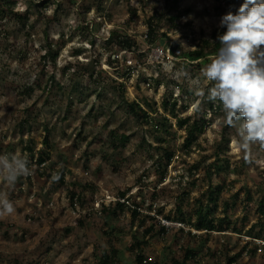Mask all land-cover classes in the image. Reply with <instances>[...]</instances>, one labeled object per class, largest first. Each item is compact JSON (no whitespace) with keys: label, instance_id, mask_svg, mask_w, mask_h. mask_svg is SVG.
<instances>
[{"label":"rangeland","instance_id":"obj_1","mask_svg":"<svg viewBox=\"0 0 264 264\" xmlns=\"http://www.w3.org/2000/svg\"><path fill=\"white\" fill-rule=\"evenodd\" d=\"M8 1L14 3V11L22 19L0 13V148L5 151L12 145L14 154L26 156L23 147L33 146L37 152L45 149L47 140L45 152L56 163L55 169L65 167L67 175L66 186L55 192L34 165H30L33 175L18 180L14 188L0 184L16 207L15 214L0 217V264H98L94 246L107 250L111 244L119 251V264H135L128 246L134 235L141 240L149 225L131 226L127 211L119 219L109 220L93 214L101 210L102 203L109 204L122 193L127 196L120 202L130 197V204L132 200L141 203L143 213L156 218L160 226L163 221L170 225L167 234L157 235L156 227L154 237L145 240L148 244L143 253L152 262L171 264L173 259H182L186 248H192L199 264H213L214 258L226 263L246 247L250 252L242 254L236 264H264V246L261 253L251 254L258 240L247 234L257 225L256 232L261 231L264 237L256 212L262 197L257 184L264 183V151L254 146L259 153L257 162L247 165L235 148L236 129L223 122L222 105L207 99L211 85H205V95L197 97L190 79L199 77L200 72L193 76L186 70L190 79L176 75L185 69L183 55L194 51L202 39H213V33L221 35L220 18L229 11L235 14L245 0L227 10L222 9L225 0H178L179 29L169 30L162 23L155 45L147 37L148 23L156 13H166V0H103L100 10L92 4L86 8L84 0H0V4ZM113 32L135 39L137 51L118 52L107 42ZM164 33L167 38L161 37ZM173 43L180 46L176 62L158 61L153 56L157 47L165 50ZM50 51L57 54L54 61ZM110 55L117 70L107 65ZM212 57L199 62L205 66ZM92 61L97 62L94 71L102 70L104 75L91 76V69L77 66ZM116 83L124 86L122 91ZM177 97L186 107L176 110L180 117L204 116L207 124L189 156L181 148L186 135L175 127L176 120L165 114L173 123L175 137L165 133L153 136L127 113L122 102L147 101L149 105L143 108L149 114L152 109L163 113V99ZM197 103L198 113L194 108ZM111 133L128 140L114 141V148ZM160 137L176 151L164 183H159L151 160L156 154L148 148L158 146ZM217 153L229 166L221 176H211L212 184L225 185L216 216H227L231 226L239 227L248 205V226L240 239L231 230L213 232L207 241L189 239V226L173 220L174 198L187 189L190 195L184 200L190 208L205 204L197 199L206 190L205 170L216 161ZM196 164L199 171L191 178L189 170ZM192 181L197 182L196 187H191ZM69 189L83 196L84 207L79 213L70 207ZM227 201L226 215L222 204ZM158 210L171 220L157 215ZM192 233L201 234L193 229ZM206 249L221 254L206 255Z\"/></svg>","mask_w":264,"mask_h":264},{"label":"trees","instance_id":"obj_2","mask_svg":"<svg viewBox=\"0 0 264 264\" xmlns=\"http://www.w3.org/2000/svg\"><path fill=\"white\" fill-rule=\"evenodd\" d=\"M239 1L241 0H225L223 10L232 9ZM90 2V3H89ZM103 0H84V4L88 3L86 5V8L90 6V4L95 5L97 10H100L102 7ZM178 0H166V13L158 14L157 13L152 16L148 23V35L149 43L151 45H155V38L157 33L160 31V25L167 26L169 30H175L177 31L180 27L179 21L182 18L181 13L177 7ZM0 13L5 14L6 16H14L18 19H22V16L19 15L14 11V3L12 1H8L5 3L0 4ZM158 24V27L155 26ZM161 25V26H162ZM226 31L224 28L222 31V34ZM221 34V35H222ZM162 38H167V34L164 33L161 35ZM213 39H202L200 41V44L196 46V49L192 52H189L183 55L182 65L189 73H191L193 76H195L197 73L200 72V70L204 67L199 61L204 60L207 61L208 57L214 56L219 47V40L217 39V35L213 33L212 36ZM108 44L113 45L117 48L118 52H124V53H131L137 51V43L135 39L128 38L125 35H118L115 32L111 33ZM160 46V45H159ZM172 50L179 49L180 46L177 43H173ZM52 52L48 53V55H51ZM57 54H52V60H55ZM107 65L109 67H112L114 69L117 68L116 61L112 58V55H110L107 58ZM190 62H197L196 64L190 63ZM95 65H97L96 61H92L90 63H82L78 64V67H85L87 69L92 70V75L94 74L96 76L104 75L105 73L102 70L94 71ZM117 70V69H116ZM115 70V71H116ZM119 77H124V75H118ZM112 80V79H110ZM118 87H120L119 91H122V88L124 87L121 83H116ZM122 87V88H121ZM125 105V108L127 110V113L135 119L137 122L141 123V125L145 126L149 131L150 134L153 136H157V134H169L173 137L176 136V132L172 129L173 123L171 119L176 120L175 127L179 130L185 133V138L181 144V148L183 150V153L185 156L191 155L194 151L193 148L197 144L198 136L202 134L207 126L204 116H201L198 118V116H190V117H180L178 115V111H176L179 106L180 108L185 109L186 107L181 104L180 99L173 98L171 101H168L167 99H163L161 105L163 109V113H159L157 109H152L151 113L149 114L143 106H148L149 104L147 101L144 103H139L135 101H123ZM168 114L169 117H167L165 114ZM111 140L113 141V145L116 142H122L126 143L128 138L124 135L118 136L116 133H111ZM165 140L163 137L159 138V144L158 146L152 148L150 145H148V148L150 150H153L156 154V157H151V160L153 164L156 167V172L160 176L159 183H164V180L168 173V168L171 166L172 162L174 161V158L176 156V151L174 147H172L169 142ZM44 148L38 150L35 152V148L33 146H25L23 147V153L26 154V157L29 160L30 165H34L37 168L38 174L46 179L48 182H50V187L52 192L57 191L58 189L65 187L66 182L65 178L67 175V170L65 167H60L59 169H55L57 166L56 163L51 162V158L49 153L45 152V150L49 149V144L47 140L44 141ZM115 148V145H114ZM219 152V151H218ZM10 153L14 154V147L12 145H7L5 148V151H2L0 148V154ZM225 166V167H224ZM226 166H229V162L225 159H220V153H217L216 155V161L214 163L210 164L207 169L205 170V176L203 177V182L206 183V190L202 193H200L199 199H197V202H202L201 200H205V204H200L196 208H190V204L185 203L184 198H188L190 193L187 191V189H184L180 195L175 197L174 201L175 204V219L180 224H185L189 226V231L187 232L186 236L190 238H197V239H204V241L208 240V237L210 234L214 233H229V230H231V233L236 234L238 238L243 235L244 228L247 227L249 219L248 215L250 212V208L247 205L244 207L245 214L242 219L240 226H231V223L227 216H224L223 218H218L216 216L217 207L220 201V197L223 194V191L225 189L224 184L214 185L212 184L211 176L213 174H217L218 176H221L223 172H226ZM199 171V165L196 164L193 167L191 166V169L189 170V174L193 178L197 172ZM193 182V183H192ZM191 187H196L197 182L192 181ZM196 182V183H195ZM258 191L260 195L262 196L259 202V206L256 210L257 216H258V222H261L259 230H262L264 227V183L257 184ZM88 188V187H87ZM92 191L94 188L89 187ZM246 195H248V192H245ZM69 195V202L70 207L75 208H83L84 207V199L81 193L69 189L68 192ZM127 195L126 194H120L118 198L115 199V201L110 202L109 204L102 203V208L100 211H93L94 215H97L99 217H104L106 220L109 219H119L120 216L124 214L125 211L130 214L131 217V226H133L135 223H138L140 227H146V224L149 226L146 227L142 231V239L139 240V237L134 235L133 240L131 241L130 245L128 246V251L131 252L134 256V262L135 264H156L152 262L144 253L143 248L148 244L146 238H152L154 237L155 229L158 227L157 235H165L167 234L166 227L160 226L159 222L156 218H152L148 213H143L142 211V204L136 203L132 200L130 197L126 199V202H120L121 200L125 199ZM234 198H237L239 195H234ZM94 200H92L93 202ZM233 206H235V202L232 203ZM229 202H225L222 204L224 214L227 215ZM187 209V211H183ZM152 211V208H149V212ZM90 215V213H88ZM157 215L162 216L165 220H171L170 216H167L163 214L162 210H158L156 212ZM88 215V216H89ZM83 223L80 222V225ZM83 226V225H82ZM192 229L195 232L201 233L200 235H196L192 233ZM257 225H252L248 230L247 234L248 237H251L255 240H263V236L261 231L256 232ZM180 234L183 235L184 229H179ZM109 234L110 236L114 235V231H111ZM108 234V235H109ZM264 242V240L262 241ZM248 244V243H247ZM255 244V243H254ZM258 247L255 244L253 247V250H251V254L256 253ZM226 251V249H224ZM246 251V247H243L241 251L234 254V256L229 257L227 262L225 263L222 260H219V258H214L213 264H236V261L244 254ZM209 253L215 257L216 255H220V251L218 253H212L210 249H206V255H209ZM197 253H194L192 248H186L184 250V255L181 260L179 259H173L171 264H199V259L196 256ZM94 259L98 264H119V251L114 245H110L107 250L102 248L100 245L94 246V252H93ZM212 257V258H213Z\"/></svg>","mask_w":264,"mask_h":264},{"label":"clouds","instance_id":"obj_3","mask_svg":"<svg viewBox=\"0 0 264 264\" xmlns=\"http://www.w3.org/2000/svg\"><path fill=\"white\" fill-rule=\"evenodd\" d=\"M218 27L226 29L217 37L220 47L199 77L190 79L183 68L176 75L190 79L197 97H203L204 86L211 85L207 99L220 102L223 122L236 129L237 152L252 165L259 155L254 146L264 151V0H245L235 14L223 15ZM194 108L197 113L201 110L199 103ZM32 175L25 155L0 154V184L14 188L18 180ZM9 196L8 191L0 190V217L16 213Z\"/></svg>","mask_w":264,"mask_h":264},{"label":"built area","instance_id":"obj_4","mask_svg":"<svg viewBox=\"0 0 264 264\" xmlns=\"http://www.w3.org/2000/svg\"><path fill=\"white\" fill-rule=\"evenodd\" d=\"M171 47L172 46L168 47V49H165V50L157 47L153 51V56H155L158 61H162L164 59H167L168 61H171L172 63H174L177 61L180 52L176 51V50L173 51ZM74 210L77 211V213H79V208L76 207V205H75ZM162 225H163V227H166V228H168L170 226V225H168V223L166 221H163ZM259 242L260 241H256L257 246H260V247H258L257 252L261 253L262 249H263L262 247L264 246V242H260V243Z\"/></svg>","mask_w":264,"mask_h":264}]
</instances>
